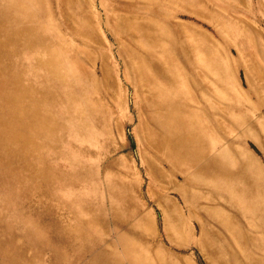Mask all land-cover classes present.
<instances>
[{
    "label": "rangeland",
    "instance_id": "1",
    "mask_svg": "<svg viewBox=\"0 0 264 264\" xmlns=\"http://www.w3.org/2000/svg\"><path fill=\"white\" fill-rule=\"evenodd\" d=\"M0 264H264V0H0Z\"/></svg>",
    "mask_w": 264,
    "mask_h": 264
},
{
    "label": "bare ground",
    "instance_id": "2",
    "mask_svg": "<svg viewBox=\"0 0 264 264\" xmlns=\"http://www.w3.org/2000/svg\"><path fill=\"white\" fill-rule=\"evenodd\" d=\"M184 75V74H183ZM57 120H59V119H57ZM54 137H55V134H54ZM43 143V142H42ZM44 145V144H43Z\"/></svg>",
    "mask_w": 264,
    "mask_h": 264
}]
</instances>
